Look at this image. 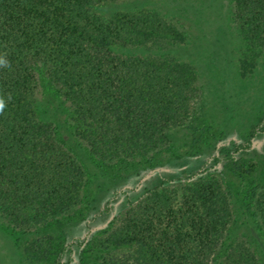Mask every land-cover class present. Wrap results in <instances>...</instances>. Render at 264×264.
Listing matches in <instances>:
<instances>
[{"label": "trees", "instance_id": "obj_1", "mask_svg": "<svg viewBox=\"0 0 264 264\" xmlns=\"http://www.w3.org/2000/svg\"><path fill=\"white\" fill-rule=\"evenodd\" d=\"M121 1L129 0H0V59L9 65L0 66V212L22 227L81 217L85 231L55 248L53 264H77L90 248L98 264H261L245 238H229L231 194L206 173L209 159L234 164L232 154H211L194 171L139 164L132 177H140L113 190L93 216L77 211L85 172L36 97L39 73L68 102L75 136L127 171L132 159L168 146L169 132L195 112L191 64L165 50L179 29L155 9H101ZM234 8L264 26V0H234ZM263 132L264 120L231 153L241 158ZM261 183L244 194L264 233ZM110 217L100 237L90 234L89 223Z\"/></svg>", "mask_w": 264, "mask_h": 264}, {"label": "rangeland", "instance_id": "obj_2", "mask_svg": "<svg viewBox=\"0 0 264 264\" xmlns=\"http://www.w3.org/2000/svg\"><path fill=\"white\" fill-rule=\"evenodd\" d=\"M117 8L135 12L141 8L158 10L179 29L175 42L168 48L165 45L158 48H165L174 60L191 64L195 86L191 104L195 112L184 125L169 132L168 146L132 159L129 165L132 167L127 171L125 164L107 162L94 155L75 136L68 102L39 73L36 97L47 104L49 115L57 120L56 133L61 144L85 172L82 204L77 211L83 210L85 218L93 216L113 190H120L140 177H132L139 164L152 169L165 166L171 170L194 171L211 154H232L234 164L212 165L209 159L206 173L231 194V206L235 210L228 228L229 238H245L264 264L263 229L254 201L244 194L249 187L256 186L255 190L259 191L263 186L264 132L254 139L252 147L241 158L231 153L235 142L247 141L251 127L264 120V26L252 17H238L234 0H129L101 6L105 12ZM248 20L250 25L246 24ZM141 51L148 53L149 49ZM171 187L175 188L176 184ZM239 191L242 193L237 196ZM122 211L115 209L117 214ZM69 219L46 217L22 227L7 221L0 212V264H53L55 248L85 231L81 217ZM111 220L112 217L100 220L98 225L89 223L90 234L100 237ZM81 249L82 246L77 252ZM84 252L87 253L77 264H98L93 253L97 249Z\"/></svg>", "mask_w": 264, "mask_h": 264}, {"label": "clouds", "instance_id": "obj_3", "mask_svg": "<svg viewBox=\"0 0 264 264\" xmlns=\"http://www.w3.org/2000/svg\"><path fill=\"white\" fill-rule=\"evenodd\" d=\"M0 66H2V67H8L9 65H8L7 61H5L4 59H0ZM5 106L6 105H5L4 99L3 98H0V114L3 113V110H4Z\"/></svg>", "mask_w": 264, "mask_h": 264}]
</instances>
